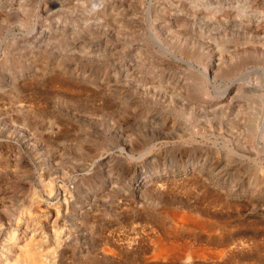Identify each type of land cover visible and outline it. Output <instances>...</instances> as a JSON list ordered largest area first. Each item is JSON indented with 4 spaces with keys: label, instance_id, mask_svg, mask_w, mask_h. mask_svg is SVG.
<instances>
[{
    "label": "rangeland",
    "instance_id": "rangeland-1",
    "mask_svg": "<svg viewBox=\"0 0 264 264\" xmlns=\"http://www.w3.org/2000/svg\"><path fill=\"white\" fill-rule=\"evenodd\" d=\"M0 264H264V0H0Z\"/></svg>",
    "mask_w": 264,
    "mask_h": 264
},
{
    "label": "bare ground",
    "instance_id": "bare-ground-1",
    "mask_svg": "<svg viewBox=\"0 0 264 264\" xmlns=\"http://www.w3.org/2000/svg\"><path fill=\"white\" fill-rule=\"evenodd\" d=\"M177 214H178V213H177ZM177 214H176V215H177ZM178 217H179V219H180L181 221H183L184 219H186V218H185V215H182V214H179ZM26 231H27V229H25L23 232H26ZM15 239H16V238H15ZM163 250H165V249H163ZM162 252H163V251H162Z\"/></svg>",
    "mask_w": 264,
    "mask_h": 264
}]
</instances>
